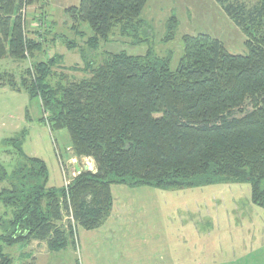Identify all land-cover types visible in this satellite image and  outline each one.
Masks as SVG:
<instances>
[{"label": "trees", "instance_id": "1", "mask_svg": "<svg viewBox=\"0 0 264 264\" xmlns=\"http://www.w3.org/2000/svg\"><path fill=\"white\" fill-rule=\"evenodd\" d=\"M15 1L0 0V57L19 58L29 47L21 34L22 0L16 12ZM146 1L79 0L65 12L88 25L85 41L94 50L115 35L146 40L140 36L148 27L140 16ZM215 1L246 35L245 54L198 33L182 37L173 70L168 58L145 61L117 51L98 65L84 59L89 75L79 80L53 72L58 55L34 61L35 70L17 81L0 76V84L38 98L41 120L51 131L65 129L72 155L89 157L95 166L54 187L38 157L17 150L21 160L9 172L0 162V264H11L5 246L36 240L56 251L74 243L69 216L75 225L98 227L109 215L113 183L170 189L248 182L250 200L264 208V0ZM174 28L167 23V32ZM30 44L32 51L42 46Z\"/></svg>", "mask_w": 264, "mask_h": 264}, {"label": "rangeland", "instance_id": "2", "mask_svg": "<svg viewBox=\"0 0 264 264\" xmlns=\"http://www.w3.org/2000/svg\"><path fill=\"white\" fill-rule=\"evenodd\" d=\"M78 3L22 0L21 34L29 47L19 58L0 57V76L10 74L17 81L35 70L34 61L58 55L53 72L62 73L69 81L79 80L89 75L84 59L98 65L117 51L141 55L145 61L168 58L173 70L183 54L182 37L187 34H209L230 53L247 52L246 35L215 0H147L140 15L148 26L145 36L140 34L146 40L130 42L115 35L92 50L85 41L91 34L88 25L73 22L65 12L66 7ZM18 7L16 0L12 10L18 11ZM4 16L0 10V17ZM171 21L175 28L169 33L167 23ZM72 24L82 33L71 28ZM30 41L40 42L41 49L30 50ZM67 42L74 45L68 47ZM43 115L38 98L0 84V162L9 172L21 160L20 150L44 161L48 186H63L62 173L71 180L90 159L72 155L67 131H51L41 120ZM11 138L15 141L6 143ZM73 166L79 169L75 171ZM3 185L5 182H0V187ZM261 185L264 187V180ZM110 193L109 215L98 227L73 224L74 243L56 251L46 247L40 251L42 241L36 240L5 246L11 264L31 260L32 264H264V208L250 200L248 182L170 189L113 183ZM65 215L63 212L64 222Z\"/></svg>", "mask_w": 264, "mask_h": 264}, {"label": "built area", "instance_id": "3", "mask_svg": "<svg viewBox=\"0 0 264 264\" xmlns=\"http://www.w3.org/2000/svg\"><path fill=\"white\" fill-rule=\"evenodd\" d=\"M90 159V162H86V166L88 167V170H91L92 172L93 171H95V166H94V161L91 159V158H89ZM83 167V166H82ZM63 174V176H64V186L66 187L68 184H69V180L70 179H67L66 177H65V175H64V173H62ZM67 217L68 216H66V219H67ZM70 217V219H71V224L73 225L74 223H73V221H72V218H71V216H69ZM74 228V227H73Z\"/></svg>", "mask_w": 264, "mask_h": 264}, {"label": "crops", "instance_id": "4", "mask_svg": "<svg viewBox=\"0 0 264 264\" xmlns=\"http://www.w3.org/2000/svg\"><path fill=\"white\" fill-rule=\"evenodd\" d=\"M73 167H74V170L76 171V169H75L76 166H73ZM42 244H43V248H42V249L40 248V251H43V252H44V247H46V245H45L44 242H42ZM46 249H47V248H46ZM47 251H48V250H47Z\"/></svg>", "mask_w": 264, "mask_h": 264}, {"label": "water", "instance_id": "5", "mask_svg": "<svg viewBox=\"0 0 264 264\" xmlns=\"http://www.w3.org/2000/svg\"><path fill=\"white\" fill-rule=\"evenodd\" d=\"M75 169L78 170L79 167H75ZM83 169H84V170H88V167H87L86 165H84V166H83Z\"/></svg>", "mask_w": 264, "mask_h": 264}]
</instances>
